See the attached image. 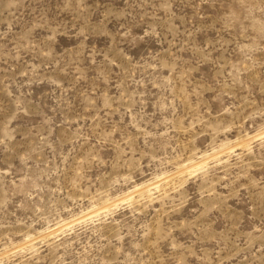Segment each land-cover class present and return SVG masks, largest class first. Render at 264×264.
<instances>
[{
	"label": "rangeland",
	"instance_id": "374dc122",
	"mask_svg": "<svg viewBox=\"0 0 264 264\" xmlns=\"http://www.w3.org/2000/svg\"><path fill=\"white\" fill-rule=\"evenodd\" d=\"M0 264H264V0H0Z\"/></svg>",
	"mask_w": 264,
	"mask_h": 264
}]
</instances>
